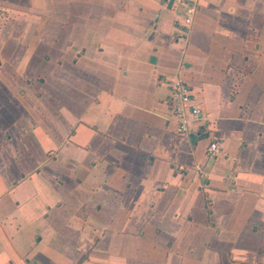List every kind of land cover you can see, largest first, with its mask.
I'll return each mask as SVG.
<instances>
[{
    "label": "crops",
    "instance_id": "1",
    "mask_svg": "<svg viewBox=\"0 0 264 264\" xmlns=\"http://www.w3.org/2000/svg\"><path fill=\"white\" fill-rule=\"evenodd\" d=\"M181 23L166 0H0V264H264V0Z\"/></svg>",
    "mask_w": 264,
    "mask_h": 264
},
{
    "label": "built area",
    "instance_id": "2",
    "mask_svg": "<svg viewBox=\"0 0 264 264\" xmlns=\"http://www.w3.org/2000/svg\"><path fill=\"white\" fill-rule=\"evenodd\" d=\"M170 0H166V3ZM205 0H174L172 8L182 18L179 24V32L188 41L195 22L196 15L201 9ZM169 89L173 104V116L178 121V128L181 133L189 130L190 118L198 119L201 116V108L193 104V94L190 87L182 79H172L169 81ZM220 142H212L208 153L215 156L221 150Z\"/></svg>",
    "mask_w": 264,
    "mask_h": 264
},
{
    "label": "water",
    "instance_id": "3",
    "mask_svg": "<svg viewBox=\"0 0 264 264\" xmlns=\"http://www.w3.org/2000/svg\"><path fill=\"white\" fill-rule=\"evenodd\" d=\"M173 2H174V0L169 1V8L172 6Z\"/></svg>",
    "mask_w": 264,
    "mask_h": 264
}]
</instances>
